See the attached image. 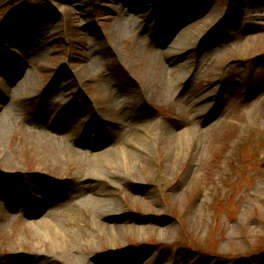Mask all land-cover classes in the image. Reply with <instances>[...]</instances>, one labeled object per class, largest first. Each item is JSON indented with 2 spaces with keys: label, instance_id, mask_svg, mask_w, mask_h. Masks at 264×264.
<instances>
[{
  "label": "rangeland",
  "instance_id": "rangeland-1",
  "mask_svg": "<svg viewBox=\"0 0 264 264\" xmlns=\"http://www.w3.org/2000/svg\"><path fill=\"white\" fill-rule=\"evenodd\" d=\"M0 264H264V0H0Z\"/></svg>",
  "mask_w": 264,
  "mask_h": 264
},
{
  "label": "bare ground",
  "instance_id": "bare-ground-1",
  "mask_svg": "<svg viewBox=\"0 0 264 264\" xmlns=\"http://www.w3.org/2000/svg\"><path fill=\"white\" fill-rule=\"evenodd\" d=\"M186 39V36L181 34L180 36H178L175 45H179L180 41H183ZM89 46V45H87ZM88 48V47H86ZM92 52L91 49L88 48L87 51H82V52H76V56L73 58L74 60H76L75 62H78L79 64L81 62H84L82 64V68L84 70V72H87L89 69H91L94 64L95 61L92 59ZM167 56V55H166ZM94 62V63H93ZM169 64H171L169 62ZM183 66H172L171 65H164L161 64L158 69H159V76H158V81H157V85L159 88V91L161 92L162 95L166 96L167 93L169 92V89L175 86V82L178 81V79H184L182 78L183 75L182 71H183ZM207 97V95H206ZM135 117V116H134ZM130 118L128 119V126L131 127V130L133 128H137L140 127L141 129H144L145 134L147 135V137H151V131H153L155 129V127L159 126V122L155 123H151L146 125L144 122H142V120L140 121V119L137 118ZM127 120V119H125ZM124 124H122V127H120V129L117 131L119 136H124L125 134H128V132L125 131L124 129ZM149 126V127H147ZM196 138V134L194 132H190L189 130H185L183 131L181 134H177L175 141L173 143L170 144V151L172 153H177L176 155H179L181 148L186 147V144H190L191 140H194ZM57 140H59V143L62 145V142L65 143V145L69 146L71 141V138L66 136H60L57 138ZM176 145V148L173 146L174 144ZM188 147V146H187ZM138 148V149H137ZM137 148L135 147V149H127L124 147H117L114 146L112 148H108L107 150H105L102 154L97 155V157H99L100 159H96L97 157L93 158V159H89L88 158V153H78L76 151L75 154H77L80 158H82L88 165V168L90 171H92L93 169H95V167H97L98 165H100V162H108V163H122V165L126 166L127 168L131 165V163L134 161V159L137 157V154L141 153V147L139 149V147L137 146ZM188 149V148H187ZM89 175V174H88ZM92 178L87 177L85 180H90L91 181ZM84 182L80 185V190L81 192L84 194L85 191H91V189H94V185L95 182ZM89 195H86V199H89ZM85 199V198H84ZM43 225L45 227L49 226L48 225V221L45 222L43 221ZM50 224V222H49ZM52 225V223H51ZM57 238L61 237L60 235H56ZM64 241V238H63ZM70 248H72L73 250H71ZM62 249V248H60ZM60 249H56L53 250L52 252L49 251L47 253H44V256L52 261H56L60 259L61 253L65 252V253H70L71 257V261L74 263H79L81 261H84L85 258L83 256V253L79 252L78 249H76V247L73 246H69V244L66 246V249L64 251H61ZM46 259V260H48ZM45 260V259H44Z\"/></svg>",
  "mask_w": 264,
  "mask_h": 264
}]
</instances>
